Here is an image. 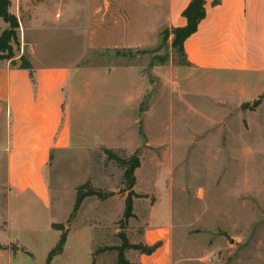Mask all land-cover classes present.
Segmentation results:
<instances>
[{
	"label": "rangeland",
	"instance_id": "obj_1",
	"mask_svg": "<svg viewBox=\"0 0 264 264\" xmlns=\"http://www.w3.org/2000/svg\"><path fill=\"white\" fill-rule=\"evenodd\" d=\"M101 1L10 0L19 22L12 42L17 62L31 52L39 64L114 67L120 73L98 83L114 81L132 94L130 104L119 106L112 92L90 96L88 130L106 144L90 139L47 167L55 217L71 230L70 246L51 264H117L116 252L106 248L120 244L119 233L142 241L145 230L165 231L174 264H264V100L251 109L264 76L195 69L164 41L114 56L86 51V13L95 14ZM6 27L0 18V33ZM104 148L139 158L133 186L139 196L124 226L122 168ZM86 182L112 195L84 198L67 222L76 189ZM36 214L42 228L46 214L41 207ZM51 240L43 233L28 241L33 257L22 254L12 264H44ZM124 256L138 260L132 249Z\"/></svg>",
	"mask_w": 264,
	"mask_h": 264
},
{
	"label": "crops",
	"instance_id": "obj_2",
	"mask_svg": "<svg viewBox=\"0 0 264 264\" xmlns=\"http://www.w3.org/2000/svg\"><path fill=\"white\" fill-rule=\"evenodd\" d=\"M189 1L102 0L95 14L86 13L85 49L111 56L153 49L162 29L186 24L182 11ZM204 7V18L183 44L186 63L208 73L264 76V0H220L216 5L206 0ZM171 40L169 34L170 47ZM21 56L28 67H21L18 58L0 60V264H12L22 254L32 258L28 241L43 233L51 236V249L57 243L61 231L51 224L61 221L54 214L47 167L52 157L90 139L106 144L88 130L90 96L107 91L114 105L132 101L128 88L114 81L107 87L98 83L120 73L114 67L39 64L35 53ZM39 207L46 214L42 228ZM70 231L62 253L50 264L70 246ZM143 237L134 243L159 245L151 254L132 250L138 252L135 264H174L165 231L145 230Z\"/></svg>",
	"mask_w": 264,
	"mask_h": 264
},
{
	"label": "trees",
	"instance_id": "obj_3",
	"mask_svg": "<svg viewBox=\"0 0 264 264\" xmlns=\"http://www.w3.org/2000/svg\"><path fill=\"white\" fill-rule=\"evenodd\" d=\"M205 1L206 0H190L189 3L182 11V16L186 20V24L182 27L175 28H164L160 31V41L166 42L169 34H172L171 48L178 52V54L184 58V41L191 36L197 29L199 22L205 16ZM220 0H212V4L216 5ZM10 0H0V18L7 25L0 33V60H11L13 59V47L12 42L17 41V28L19 22L17 17L9 11ZM21 67H28L26 59L21 56L19 58ZM264 100V92L253 101L251 104V109L253 110L261 101ZM246 106V103L243 104ZM103 152L106 155L107 160H113L122 168V179H123V191L127 192V195L124 200V209L121 219V225L124 226L125 222L134 216L133 214V203L132 197H138L134 191L133 186L135 184V175L134 171L139 167V158L135 153L131 154L128 157H119L111 149L104 148ZM112 195V192H106L102 189L95 188L91 186L89 182L81 184L76 189L75 200L72 207L70 217L67 222L75 215L79 209L84 198L88 196H95L100 200H104ZM51 227L55 230L61 231V235L55 244V246L49 251L45 259L44 264H50L51 260L62 253L63 247L66 241V234L68 229L62 223H52ZM120 244L115 247H110L106 249H111L116 252V261L117 264H135L128 261L124 252L127 249L137 250L144 254H151L159 245L155 243L151 246H146L141 243H130L127 240V237L124 233H119ZM105 249H99L97 252H101Z\"/></svg>",
	"mask_w": 264,
	"mask_h": 264
}]
</instances>
